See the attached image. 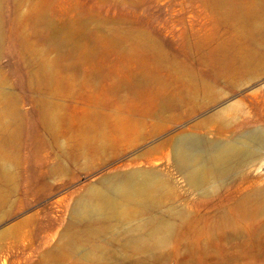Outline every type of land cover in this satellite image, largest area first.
I'll list each match as a JSON object with an SVG mask.
<instances>
[{"label": "rangeland", "instance_id": "obj_1", "mask_svg": "<svg viewBox=\"0 0 264 264\" xmlns=\"http://www.w3.org/2000/svg\"><path fill=\"white\" fill-rule=\"evenodd\" d=\"M256 130L264 0H0V264H264Z\"/></svg>", "mask_w": 264, "mask_h": 264}, {"label": "bare ground", "instance_id": "obj_2", "mask_svg": "<svg viewBox=\"0 0 264 264\" xmlns=\"http://www.w3.org/2000/svg\"><path fill=\"white\" fill-rule=\"evenodd\" d=\"M256 144L259 147L264 145V133L261 130L247 131L234 141L218 143L204 141L196 136L188 135L179 137L176 140L173 156L181 169L188 172L191 178L198 180L210 173L216 176L222 175L229 166L228 162L230 160L238 159L241 154H246L248 157L252 156L250 149ZM240 145H244L245 148L240 149ZM115 189L124 188L117 185ZM85 208L87 213L91 215L100 210L99 207L96 208V206L90 205Z\"/></svg>", "mask_w": 264, "mask_h": 264}]
</instances>
